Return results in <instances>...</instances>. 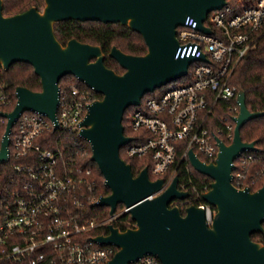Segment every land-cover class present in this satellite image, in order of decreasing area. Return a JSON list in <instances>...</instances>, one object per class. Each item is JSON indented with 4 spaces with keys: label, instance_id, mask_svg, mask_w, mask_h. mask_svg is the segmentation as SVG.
Masks as SVG:
<instances>
[{
    "label": "water",
    "instance_id": "water-1",
    "mask_svg": "<svg viewBox=\"0 0 264 264\" xmlns=\"http://www.w3.org/2000/svg\"><path fill=\"white\" fill-rule=\"evenodd\" d=\"M226 5V0H45L43 10L33 7L6 17L4 0H0V67L7 72L18 63L27 64L42 86L40 92L18 86L15 110L0 113L8 119L0 160L6 158L14 123L25 112L43 115L54 122L55 129L60 127L57 114L63 78L73 76L100 94L102 100L87 106L80 131L91 146V158L104 176L105 188L111 191L97 206L110 208V215L119 205L125 206L138 225L124 232L112 225L108 236L94 238L102 246L118 249L107 264H137L146 256L160 259L161 264H264V243L252 238L264 236V187L253 192L232 183L235 161L245 152L259 151L255 142L243 140L241 129L264 116L248 109L243 88L237 97L240 109L233 118L232 144L217 137L218 156L207 164L193 150L189 152L192 168L212 181L202 196L216 210L211 225L202 207L191 205L183 215L179 206H171L174 200L191 197L178 189V176L164 190L165 179L152 181L148 168L135 177L132 166L120 157L122 147L133 142L125 135L126 111L140 106L147 94L186 77L191 64L208 61L206 56L197 59L188 49L184 51L178 28L194 19L198 31L212 35L204 22ZM67 21L121 24L144 38L147 52L133 56L113 47L108 56L125 72L118 74L105 65L107 56L101 47L76 39L64 46L57 40L56 25Z\"/></svg>",
    "mask_w": 264,
    "mask_h": 264
},
{
    "label": "built area",
    "instance_id": "built-area-1",
    "mask_svg": "<svg viewBox=\"0 0 264 264\" xmlns=\"http://www.w3.org/2000/svg\"><path fill=\"white\" fill-rule=\"evenodd\" d=\"M226 1V6L210 13L204 22L212 35L198 31L194 19L177 31L184 51L188 49L197 59L206 56L208 61L191 64L187 76L181 78H189L187 83L142 100L129 115L130 128L137 139L128 136L133 142L123 146L124 153L129 159L149 160L148 173L154 181L165 179L164 190L177 177L175 171L180 163L191 165L190 150L207 164L218 156L217 137L225 134L228 145L235 138L233 119L230 122L225 116L219 118L221 128L217 129L213 119L223 104L234 105L237 115L233 118L239 114V90L231 80L241 60L264 37V0ZM4 72L1 66L0 113H12L17 97L15 93L14 99L9 90ZM94 93L87 86L61 91L58 129L47 117L31 112H25L14 123L6 158L0 160V264H107L118 249L102 246L94 238L108 236L112 225L138 227L125 206L117 207L116 213L106 219L89 218L86 208L98 207L102 198L94 191L91 170L70 168L64 149L45 148L44 135L50 131L84 141L81 123L87 116V106L96 101ZM7 124L8 119L0 117V152ZM257 160L253 152H245L235 161L234 187L252 190L251 186L264 176V165L258 178L248 176L250 165ZM178 189L190 193L185 184L179 183ZM190 194L189 199L174 200L171 206L185 210L191 205L202 207L211 225L215 208L202 200L203 194ZM107 228L108 234L94 235ZM137 264L161 261L146 256Z\"/></svg>",
    "mask_w": 264,
    "mask_h": 264
},
{
    "label": "trees",
    "instance_id": "trees-1",
    "mask_svg": "<svg viewBox=\"0 0 264 264\" xmlns=\"http://www.w3.org/2000/svg\"><path fill=\"white\" fill-rule=\"evenodd\" d=\"M45 0H4V15L6 17H13L17 14L24 13L33 7L43 10L45 7ZM55 34L64 46L68 44L70 39H76L81 43L99 46L107 56L105 65L117 72L124 74V70L118 63L111 59L108 54L113 47L121 49L124 53L133 56H142L147 52V46L144 38L138 33H134L128 28L123 27L121 24H104L99 22H76L67 21L65 23L57 24L55 27ZM4 80L8 85L9 90L13 93L15 99V90L18 86L25 87L32 92H40L42 90L41 80L37 75H34L33 68L27 64L18 63L12 66L9 71L3 73ZM73 77V76H72ZM231 85L238 90L243 88L246 92L247 107L252 113L264 112V37L260 38L254 47L249 50V53L241 60L236 67L235 74L232 77ZM72 86H78L85 89L84 84L79 82L76 78L66 79L63 78L59 87L61 91H68ZM160 90L157 89L154 94H147L146 96L154 97L159 94ZM145 96V97H146ZM95 100H102L100 94L94 93ZM144 101V98L142 99ZM232 109V111H231ZM127 114V111L125 115ZM125 115L123 123L125 126V135L136 138V134L131 131L130 123H125ZM237 115L234 112V105L223 104L217 116L213 119V127L221 128L218 119L225 116L227 120L233 122V117ZM129 119V117H128ZM241 136L247 143H256L258 152L254 155L258 158L256 162L250 165L248 169L249 177L258 178V173H261L262 166L264 165V116L256 120L250 121L241 129ZM45 148L52 151L56 149L65 150V158L69 162L70 168H81L83 170H91V180L94 182V191L99 197H106L111 194L109 189L105 188L104 176L100 173L97 165L93 162L92 150L89 143L82 140H72L68 135L61 131L46 132L45 135ZM221 140L230 143L225 134L220 136ZM44 142V141H43ZM120 157L125 159L131 166L132 172L135 177L140 175V171L150 167L149 160L147 159H129L124 153L122 147ZM176 176L179 177L180 185H187V189L195 194H203L206 190L210 189L211 179L199 174L187 162H182L177 166ZM152 181L154 178L150 175ZM253 192L259 191L264 187V176L259 178L258 182L251 186ZM122 205L118 208L122 209ZM87 213L90 217L96 219H106L110 215V208L105 207H87ZM184 215L185 209L182 208ZM125 220L132 222L129 216H124ZM121 231L129 229L131 226L124 225L118 226ZM97 234H108V228ZM253 241L257 243H264V236L253 235Z\"/></svg>",
    "mask_w": 264,
    "mask_h": 264
},
{
    "label": "rangeland",
    "instance_id": "rangeland-1",
    "mask_svg": "<svg viewBox=\"0 0 264 264\" xmlns=\"http://www.w3.org/2000/svg\"><path fill=\"white\" fill-rule=\"evenodd\" d=\"M71 78H73V77H72V76L66 77V79H68V80L71 79ZM188 81H189V78H188V79H180V80H177V81H173V82H171V84H169L168 86H165V87H162L161 89H159V90H160L159 93H161V92L165 91L166 89L171 88V87H173V86H180V85H182V84H185V83H187ZM147 98H149V96L144 97V100H146ZM133 111H135V107H131L130 109L127 110V114L125 115V123H126V124L128 123V117H129V115H130ZM128 125H129V123H128ZM123 148H124V150H125V147H123Z\"/></svg>",
    "mask_w": 264,
    "mask_h": 264
},
{
    "label": "flooded vegetation",
    "instance_id": "flooded-vegetation-1",
    "mask_svg": "<svg viewBox=\"0 0 264 264\" xmlns=\"http://www.w3.org/2000/svg\"><path fill=\"white\" fill-rule=\"evenodd\" d=\"M74 39V38H73ZM125 73V72H124Z\"/></svg>",
    "mask_w": 264,
    "mask_h": 264
}]
</instances>
